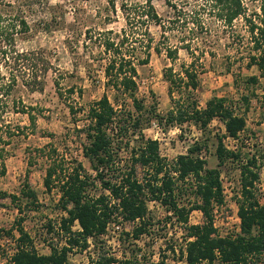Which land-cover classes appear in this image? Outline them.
Returning <instances> with one entry per match:
<instances>
[{
    "label": "trees",
    "instance_id": "trees-1",
    "mask_svg": "<svg viewBox=\"0 0 264 264\" xmlns=\"http://www.w3.org/2000/svg\"><path fill=\"white\" fill-rule=\"evenodd\" d=\"M166 3L169 8H174L169 0ZM8 8L0 11V179L6 175L5 162L13 140L25 135L26 131L34 132L36 128V115L33 112L37 109L26 106L19 97L13 96L18 79L22 78L21 85L29 92H41L43 81L40 75L47 71L39 67L36 52L19 51L16 46L17 37L28 34L27 15L34 10L31 7L11 10V5ZM146 8L143 26L135 27L126 18V27L119 34L108 32L112 37L106 38L101 44L106 58L103 67L104 87L113 93L116 103L121 100V105L119 108L114 107L104 94L88 107V124L81 133L87 140L83 157L93 175L78 162L70 169V160L59 154L51 143L37 150L49 159L43 179L44 188L50 191L55 187L60 193L58 204L63 216L59 220V230L67 236L64 244L60 247L50 246L46 255L38 254L32 240L18 224L15 249L5 264H70L68 253L74 248L85 250L86 240L102 235L108 223L117 216L130 227L122 236L138 240L141 235L148 233L151 225L146 200L159 203L168 214L164 220L169 222L174 219L185 230L181 255L186 264H264V202L256 195L258 161L255 156L242 161L240 150H228L223 141L226 137L237 140L245 130L246 121L242 113L249 109L250 96L240 97L242 113L240 106L226 97H213L200 108L196 90L203 66L191 52L190 40H186V43L182 40L199 37L197 28L206 29L204 34H208L209 30L204 28L203 23L206 11L228 26L242 18L250 42L246 66L256 67L260 76L264 77V7L261 17L256 14L247 16L243 0H204L198 11L186 14H180L174 8L173 18L168 23L177 24L184 33L181 49L192 60L188 65L181 66L180 73H174L170 68L164 70L163 78L168 84L167 93L172 103L171 109L164 115L156 113L154 107L147 115H143L144 105L136 96L137 66L148 64L152 49L159 53L157 47L152 48L153 39L147 25L154 23L162 29L164 27L151 6V0L147 1ZM189 23L195 28L189 27ZM166 55L174 60L177 51L167 48ZM257 83V76L243 80L245 86ZM234 85L238 90L236 78ZM261 99L264 101V96ZM128 103L133 112L126 109ZM67 107L68 113L74 115V108L70 105ZM10 112L25 115L28 125H11L6 119ZM214 120L223 125L225 133L217 138V165L212 169L206 168L207 162L200 155L201 151H207L206 138L201 144L195 142L186 154L177 156L169 163L161 158L158 142L144 139L141 134L145 125L156 121L164 130L167 127L193 124L207 136L208 127ZM136 134L138 138L133 137ZM122 151L129 153V159L121 166L117 158ZM228 162L239 163L240 191L236 202L239 232L221 237L213 226L212 212L214 206L224 203L220 173ZM138 169L144 172L142 178L137 177ZM96 183L108 195L102 193L90 198L88 192ZM184 191H189V196L196 202L188 206L182 204L180 196ZM6 199L16 205L20 214L21 200L27 201L33 208L37 207V196L30 188L28 171L19 196L0 191V207H3L2 201ZM195 210L201 213L203 220L200 224L189 225V215ZM76 224L78 230H73ZM49 230L52 231V228L49 227ZM11 233L12 230L0 229V239L3 234L9 236ZM169 249L172 247L169 246ZM134 254L133 249V256L121 260L119 264H137ZM115 261L113 257L102 256L89 264H110Z\"/></svg>",
    "mask_w": 264,
    "mask_h": 264
},
{
    "label": "rangeland",
    "instance_id": "rangeland-1",
    "mask_svg": "<svg viewBox=\"0 0 264 264\" xmlns=\"http://www.w3.org/2000/svg\"><path fill=\"white\" fill-rule=\"evenodd\" d=\"M147 1L0 0V11L10 9V5L11 10L18 7H31V10H34L27 15L29 32L23 37H17L16 46L19 51L36 52L39 67L47 70L40 75L43 81L41 92H29L22 87V78L19 77L18 87L13 95L19 97L26 106L37 109L33 112L36 115V128L34 132L26 131L25 135L13 140L5 162L6 175L0 179V191L19 196L28 171V182L31 190L36 193L37 207L33 208L27 201L21 200L20 214L12 201H2L0 229L12 230V233L9 236L3 234L0 239V264L9 262L14 252L18 224L28 234L38 254L46 255L50 246L60 247L64 244L67 236L59 230V220L63 216L58 204L60 193L55 187L50 191L44 188L43 179L49 159L37 150L51 143L59 154L70 160V169L78 162L86 172L93 175L83 157V147L87 145V140L81 133L88 124V107L104 94L114 107L119 108L121 105V100L116 103L113 93L106 91L104 87L103 67L106 58L101 44L106 38L112 37L108 32L119 34L121 29L126 27V18H129L135 27L143 26ZM169 2L176 12L186 14L198 11L204 0ZM243 4L247 16H260L264 0H243ZM151 6L164 27L162 29L154 23H148V32L153 39L152 48L157 47L159 53L152 49L148 64L137 66L136 96L144 105L143 115H147L152 107L160 115L171 109L172 103L167 93L168 84L163 78V72L170 68L174 73H180L181 66L191 62L192 57L181 49V41L185 40L186 43V40H190V50L203 66L196 90L200 108L213 97H226L240 106L242 113L240 97L250 96L249 109L242 113L246 121L245 130L239 134L237 140L228 141L224 138L223 141L228 150L232 151V145L240 150L242 161L250 156L256 157L259 166L256 195L264 202V101L261 99L264 96V77L260 76L256 67L246 66L250 42L244 20L239 18L228 26L206 11L203 23L204 28L209 30L208 34H204L206 29L197 28L193 30L199 32V37L182 39L184 33L180 27L168 23L173 18L174 8H169L166 0H151ZM188 26L195 28L191 23ZM167 48L176 49L174 60L167 57ZM249 76H257L258 83L245 86L243 80ZM235 78L238 81V90L234 85ZM174 97L177 98V95L174 94ZM67 105L74 108V115L68 113ZM126 109L133 112L129 103ZM6 119L13 126L28 125L25 115L10 112ZM224 133L223 125L217 120L210 123L207 136L193 124L167 127L164 130L156 121H151L141 131L144 139L158 142L161 158L169 163L177 156L186 154L195 142L201 144L206 138L207 151H201L200 155L206 160L208 169L217 165L215 145L217 138ZM133 137L139 136L136 134ZM128 159L129 153L122 151L117 162L122 166ZM143 175L144 172L138 169L137 177L142 178ZM220 180L224 203L213 210L212 222L218 236H232L237 234L235 213L240 191L239 163L228 162L223 166ZM96 184L88 192L90 198L108 193ZM180 197L185 206L196 202L189 196V191H184ZM146 204L151 223L148 233L136 243L121 236L120 247L114 252L118 257L130 259L134 249L136 259L140 256L137 264H186L181 255L184 250L185 230L173 219L169 222L164 220L168 214L159 203L146 200ZM202 220V215L197 210L189 215V225L200 224ZM122 228L129 230L130 227L124 224ZM73 230H77V225L73 226ZM91 246L90 251L74 249L69 252L70 264H88L91 260L106 257V254L110 253V248L107 250L96 238ZM169 246L172 249H169Z\"/></svg>",
    "mask_w": 264,
    "mask_h": 264
},
{
    "label": "built area",
    "instance_id": "built-area-1",
    "mask_svg": "<svg viewBox=\"0 0 264 264\" xmlns=\"http://www.w3.org/2000/svg\"><path fill=\"white\" fill-rule=\"evenodd\" d=\"M226 140H228V141H234V139H232V138H230V137H226ZM230 149H232V151H234V149H236V146H234V145H232L231 146V148ZM106 195H108V193L106 194ZM214 209V211L216 210V208H217V206H214L213 207ZM213 211V212H214ZM237 212V211H236ZM174 220V219H173ZM235 223H236V231L237 232H239V219H238V217H237V214L235 213ZM124 224H127V223H125L121 218H116V220H112L110 223H108V225H107V227H106V229H105V232L102 234V235H100L99 237H97L96 239L97 240H99L101 243H102V245L108 250L109 248H110V250H109V252L110 253H108V254H106L108 257H113L116 261L115 262H112V263H110V264H119V262L121 261V260H126V258H121V257H118L116 254L117 253H115L114 251L116 250V249H119V247H120V241H121V236H122V234H123V230L125 231V232H128V230L127 229H123L122 228V226L124 225ZM77 225V224H76ZM77 230H78V226H77ZM144 236V234L143 235H141V237H140V239H138V240H141V238ZM94 237H89L87 240H86V244H87V246H86V248H85V250H83V251H90V249H91V244H92V242L94 241ZM138 240H132L133 242H137ZM74 249H76V248H74ZM74 249H72L71 251H74ZM70 251V252H71ZM119 254H121V253H118V255ZM68 255H69V253H68ZM139 257L140 256H137V259H139ZM97 259V258H96ZM95 259V260H96ZM91 261H94V260H91ZM86 263H87V261H86ZM89 264V263H88Z\"/></svg>",
    "mask_w": 264,
    "mask_h": 264
}]
</instances>
